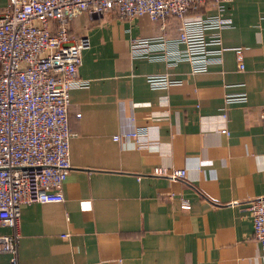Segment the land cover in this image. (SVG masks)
I'll list each match as a JSON object with an SVG mask.
<instances>
[{
    "label": "crops",
    "instance_id": "crops-1",
    "mask_svg": "<svg viewBox=\"0 0 264 264\" xmlns=\"http://www.w3.org/2000/svg\"><path fill=\"white\" fill-rule=\"evenodd\" d=\"M222 4L232 19L220 30L222 59L198 73L169 56L182 45L131 51L133 38L164 33L173 42L176 18L164 30L146 14L124 19L115 10L71 21L91 45L79 68L87 85L71 91L65 201L23 205L19 264H264L248 209L264 196V0ZM214 12L208 5L189 16ZM151 76L176 82L153 87ZM135 131L139 139L115 138ZM12 232L0 224V235ZM8 258L0 253V264Z\"/></svg>",
    "mask_w": 264,
    "mask_h": 264
},
{
    "label": "built area",
    "instance_id": "built-area-1",
    "mask_svg": "<svg viewBox=\"0 0 264 264\" xmlns=\"http://www.w3.org/2000/svg\"><path fill=\"white\" fill-rule=\"evenodd\" d=\"M225 1L230 0L8 1L0 14V224L10 226L13 232L0 235V253L9 257L4 264H19L23 205L65 201L74 136L69 116L71 91L87 85L79 77V68L83 51L91 45L88 36L76 37L71 32V21L83 13L103 15L115 10L124 19L146 14L152 21L161 22L164 30L168 20L176 18L179 33L173 42L169 43L164 33L133 38L131 51L136 57L155 50L170 54L175 46L182 45L169 56L189 61L192 71L198 73L222 59L220 30L232 24V19L224 16ZM208 5L214 13L189 16ZM236 53L237 68L243 70L242 48ZM150 82L153 87H166L176 81L151 76ZM246 98L243 94L227 100ZM222 132L229 134L227 129ZM124 136L140 138L138 131L115 138ZM156 172L174 179L187 175L186 169L160 168ZM183 207L191 205L185 200ZM248 209L264 257V196L252 199Z\"/></svg>",
    "mask_w": 264,
    "mask_h": 264
},
{
    "label": "trees",
    "instance_id": "trees-1",
    "mask_svg": "<svg viewBox=\"0 0 264 264\" xmlns=\"http://www.w3.org/2000/svg\"><path fill=\"white\" fill-rule=\"evenodd\" d=\"M201 10H204V8L200 9V11H201ZM192 12L195 13V12H198V11L195 10V11H192Z\"/></svg>",
    "mask_w": 264,
    "mask_h": 264
},
{
    "label": "rangeland",
    "instance_id": "rangeland-1",
    "mask_svg": "<svg viewBox=\"0 0 264 264\" xmlns=\"http://www.w3.org/2000/svg\"><path fill=\"white\" fill-rule=\"evenodd\" d=\"M200 9H197L196 11H199Z\"/></svg>",
    "mask_w": 264,
    "mask_h": 264
}]
</instances>
